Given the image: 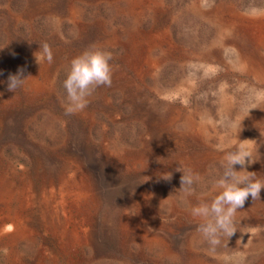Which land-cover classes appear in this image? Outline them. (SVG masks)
I'll return each mask as SVG.
<instances>
[{
  "label": "rangeland",
  "instance_id": "obj_1",
  "mask_svg": "<svg viewBox=\"0 0 264 264\" xmlns=\"http://www.w3.org/2000/svg\"><path fill=\"white\" fill-rule=\"evenodd\" d=\"M45 41L54 59L38 63ZM92 47L112 53V84L67 114L63 81ZM21 68L25 84L9 91ZM232 122L264 180V0H0V171L33 203L15 237L16 201L0 200V264H264V190L216 245L190 211L214 194ZM75 147L95 153L114 196L97 192ZM179 163L201 176L190 194Z\"/></svg>",
  "mask_w": 264,
  "mask_h": 264
},
{
  "label": "clouds",
  "instance_id": "obj_2",
  "mask_svg": "<svg viewBox=\"0 0 264 264\" xmlns=\"http://www.w3.org/2000/svg\"><path fill=\"white\" fill-rule=\"evenodd\" d=\"M54 21L58 23L59 18H54ZM34 55L38 63L45 59L51 63L54 59L47 41L40 44L39 51ZM111 60L112 53L98 47L86 49L71 60L67 76L63 81L67 93V103L64 105L67 114L83 110L88 105V97L95 88L111 86L113 73ZM26 79L22 68L17 73L10 74L7 81L8 90L15 92L25 84ZM201 120L211 122V117H201ZM232 125L238 129L236 138L228 144L216 145L217 149L223 152L221 157L223 173L213 182L214 194L211 195L210 202L201 201L190 209L191 215L202 221L198 225V230L212 245L219 243L217 234L221 230L226 232L230 230L237 209L243 208L249 197L252 199L261 197L264 190V180L257 179L255 172L249 171L247 167L256 162L252 158L253 147L247 143L250 139H240L239 125L235 122H232ZM236 165L241 167L237 169ZM176 171L182 173L180 189L190 194L194 191L193 186L201 180L200 174L182 163H179ZM163 177L170 179L172 175H163ZM2 251L6 255L9 250L4 248Z\"/></svg>",
  "mask_w": 264,
  "mask_h": 264
},
{
  "label": "bare ground",
  "instance_id": "obj_3",
  "mask_svg": "<svg viewBox=\"0 0 264 264\" xmlns=\"http://www.w3.org/2000/svg\"><path fill=\"white\" fill-rule=\"evenodd\" d=\"M244 31V30H243ZM154 45V40H150L149 42V46L151 48V46ZM145 52V51H144ZM23 117V116H22ZM21 119V116H16L15 120L17 121V124H18V120L20 121ZM23 120V119H22ZM18 128V127H17ZM85 147V145H84ZM72 151L75 153V154H78V156H83L85 158V161L86 162V165L93 169L97 175V178H96V184L97 185V192L104 196V197H108V196H114L115 193H116V189L113 187V184L110 182L109 178L107 177V174H106V170L103 166V164H100L96 158H95V153L93 151H89L88 149L86 148H74L72 149ZM67 163V162H66ZM105 163V162H104ZM107 163V162H106ZM87 168V167H86ZM1 170V169H0ZM6 171V170H5ZM85 172V171H84ZM10 173V172H9ZM8 173V174H9ZM24 174V173H23ZM54 174V173H53ZM82 174V173H81ZM19 175V174H18ZM25 176V175H24ZM28 176V175H27ZM31 176V175H30ZM15 177V175H14ZM58 177V176H57ZM68 177V176H67ZM80 177V176H79ZM25 178V177H24ZM40 178V177H39ZM23 179V178H22ZM27 179V178H26ZM43 179V178H42ZM16 180V179H15ZM46 180V179H45ZM30 181V180H29ZM28 181V182H29ZM16 182V181H15ZM27 182V181H26ZM54 182V181H53ZM63 182V181H62ZM61 182V183H62ZM48 183V182H47ZM55 183V182H54ZM60 183V182H59ZM22 184V183H21ZM29 184V183H28ZM59 185V184H58ZM62 185V184H61ZM129 185V184H128ZM121 186V185H120ZM24 187V186H23ZM38 187V186H37ZM62 187V186H61ZM66 187V186H65ZM127 187V186H125ZM45 188V187H44ZM121 188V187H120ZM123 188V187H122ZM130 188V187H129ZM30 189V188H29ZM58 189V188H57ZM78 189V188H77ZM86 189V188H85ZM62 190V188H61ZM76 190V189H75ZM80 190V189H79ZM122 190V189H121ZM63 191V190H62ZM86 191V190H85ZM24 192V191H23ZM71 192V191H70ZM83 192V191H82ZM22 191L20 190V187L19 186H13L12 182L5 178L3 176V174L1 173L0 171V200H3L7 203H12L14 201H16L15 205L13 207H8L7 211H9L10 213V217L12 218V220L14 222V226L16 228V230H14L11 234L14 235L15 237H17L20 233V235H25L26 232H25V229L21 226L20 222L18 221L20 219V217L22 216L21 215V209H24V203L26 205H28V208L30 205H33V203H30V199L28 198H23V202H21V197H24L22 194ZM49 193V192H48ZM51 193V192H50ZM87 193V192H85ZM37 195V194H36ZM47 195V194H46ZM63 195V194H62ZM72 195V194H71ZM70 195V196H71ZM83 195V194H82ZM81 195V196H82ZM44 196V195H43ZM80 196V195H79ZM80 196V198H81ZM41 197V196H40ZM54 197H57V196H54ZM53 197V198H54ZM87 197V196H86ZM30 198V197H29ZM52 198V199H53ZM70 198V197H69ZM34 199V198H33ZM44 199V198H43ZM71 199V198H70ZM75 199V198H74ZM78 199V198H76ZM82 199V198H81ZM56 200V199H55ZM69 200V199H68ZM73 201V200H72ZM52 202V201H50ZM36 203V202H35ZM67 203H70V202H67ZM48 204V203H47ZM55 204V203H54ZM36 205V204H35ZM65 205V204H64ZM46 206V205H45ZM49 206V205H48ZM51 206V205H50ZM58 206V205H57ZM56 207V206H55ZM26 208V206H25ZM64 208V207H63ZM34 209V208H32ZM53 209V208H52ZM65 209V208H64ZM74 209V208H73ZM72 209V210H73ZM29 210V209H28ZM41 210V209H40ZM44 210V209H42ZM54 210V209H53ZM63 210V209H62ZM25 211V210H24ZM30 211V210H29ZM49 211V210H48ZM55 211V210H54ZM28 212V211H27ZM32 212V211H31ZM59 213V212H58ZM35 214V213H34ZM45 214V213H44ZM52 214V213H51ZM74 215V214H73ZM47 216V215H46ZM29 217V215H28ZM31 217V216H30ZM48 217V216H47ZM55 217V216H54ZM27 218V217H26ZM2 217L0 215V221H1ZM102 219V218H101ZM57 221V220H56ZM9 222V221H8ZM36 222V221H35ZM102 222V221H101ZM34 223V222H33ZM49 223V222H48ZM124 223V222H123ZM126 223V222H125ZM35 224V223H34ZM44 226V225H43ZM42 226V227H43ZM69 226V225H68ZM103 225H101L100 221L97 222V230L93 233V243L95 245V248L98 252H103V251H106V246H105V243L103 241V239L101 238L100 236V231H101V228H102ZM105 226V225H104ZM125 226V225H124ZM140 226V225H139ZM73 227V226H72ZM75 227V226H74ZM131 227V226H130ZM94 228V227H93ZM105 228V227H104ZM64 229V228H63ZM74 229V228H73ZM30 230V229H29ZM148 230V229H147ZM72 232V231H71ZM126 232V231H125ZM3 233V232H2ZM66 233V232H64ZM5 234V232H4ZM9 235V233H7ZM63 234V233H62ZM102 234V233H101ZM133 234V233H132ZM103 235V234H102ZM67 236V235H66ZM86 236V235H85ZM88 236V235H87ZM104 236V235H103ZM68 237V236H67ZM78 237V236H77ZM105 237V236H104ZM89 238V237H88ZM9 239V237H8ZM17 239H14L13 241H15ZM106 240V239H105ZM118 242V241H117ZM109 243V242H108ZM14 244V243H13ZM15 252V250H13ZM12 251V252H13ZM13 252V253H14ZM114 252V251H113ZM49 254V253H48ZM47 255V254H46ZM18 257V256H17ZM52 257V256H51ZM45 258V257H44ZM48 258V257H47ZM42 260V259H41ZM15 261V260H14ZM22 261V260H21ZM38 261V260H37ZM21 263V262H20ZM18 262H15L14 264H20ZM43 263V262H42ZM140 263V262H139Z\"/></svg>",
  "mask_w": 264,
  "mask_h": 264
}]
</instances>
